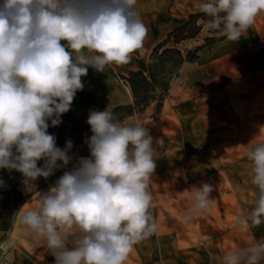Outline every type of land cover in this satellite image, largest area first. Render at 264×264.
I'll return each mask as SVG.
<instances>
[{
	"label": "clouds",
	"instance_id": "9594fccd",
	"mask_svg": "<svg viewBox=\"0 0 264 264\" xmlns=\"http://www.w3.org/2000/svg\"><path fill=\"white\" fill-rule=\"evenodd\" d=\"M136 4L0 0V169L19 172L29 191L38 178L67 169L39 191L38 207L18 212L20 227L46 242L54 264H126L134 245L158 230L149 190L156 149L147 123H123L110 105L90 110L87 157L71 154L70 139L58 147L48 131L71 110L89 68L127 64L143 47L148 30ZM199 11L205 31L238 41L264 13V0H201ZM244 156L255 199L250 212L235 217L241 232L264 223V141ZM213 190L204 182L192 187L186 219L215 206ZM220 264H264V242L229 250Z\"/></svg>",
	"mask_w": 264,
	"mask_h": 264
},
{
	"label": "rangeland",
	"instance_id": "374dc122",
	"mask_svg": "<svg viewBox=\"0 0 264 264\" xmlns=\"http://www.w3.org/2000/svg\"><path fill=\"white\" fill-rule=\"evenodd\" d=\"M200 2L201 0L196 7L194 6L195 8L193 7L194 11L190 14L200 12ZM188 15H183L181 23ZM176 21L178 22V18ZM175 27L168 28L159 42L164 40L166 34ZM208 35V31L202 28L195 40L180 45L181 50L193 49L202 44V39ZM226 43L229 47L240 50L247 57L246 65L240 63L241 59L231 60L232 82L239 75L246 77V80L261 73L264 75V13L256 17L253 25L240 40H228ZM111 71L118 82L119 95L127 100L125 104L120 105L130 104L131 99L127 96V93L130 96L129 88L121 79L126 73L118 68ZM245 85L243 92L235 91L230 93L232 96L210 92L209 99L201 100L198 107L209 113L208 120L212 126L209 130L203 128L201 123H194L189 119L178 125V100L190 104L186 108L191 106L193 100L188 99V95L183 93L187 90L188 84L181 83V79L178 80L176 75L170 81L169 90L164 98L167 107L162 104L157 111L154 102L143 113L121 121L129 123L139 118L141 122L147 123L145 127L152 136L153 147L156 149L154 152L156 169L151 176L149 190L153 197L150 213L158 225V230L134 245L126 264H220L224 253H207L203 245L208 248L207 242H210V237L213 236L222 243L223 250L228 246V242L225 239L222 241V238L226 227L235 223L233 215L237 216L240 213L239 185L247 187L248 196L255 198V186L251 183V162L245 158L244 152L247 148L264 141V129L243 125L242 127L235 123L233 113L245 123L246 116L240 114L242 110L248 106L258 107V105L264 108V94L258 99L259 101L257 100L256 105L252 101L256 95L254 87L256 88L258 83L251 79L247 80ZM100 105L106 107L101 103L96 104L92 98H74L71 110L63 115L76 117L88 115L90 110L102 111ZM114 115L116 118L119 117V114ZM73 155L89 156L87 144L84 143ZM212 156L215 158L214 161L209 160ZM218 156L224 157L225 160L216 161ZM70 167L71 164L68 168ZM65 170L67 169L57 170L47 179L38 178L35 181L36 190H27L22 182L20 190L28 197L23 209L38 207L39 191H47ZM224 170L229 172V176L228 173L226 176ZM201 182L213 186L214 190L210 197L216 199V204L205 214L193 215L191 219H186L187 211L191 206V189L193 186L199 187ZM247 200V202L243 200V204L249 207L251 199ZM178 246L184 251L193 250L197 253H178ZM0 247H3L2 250L0 248V253L9 249H15L20 253H25L22 250L27 253H50L46 242L37 241L20 227L18 213L12 233H0Z\"/></svg>",
	"mask_w": 264,
	"mask_h": 264
},
{
	"label": "crops",
	"instance_id": "0c3cea01",
	"mask_svg": "<svg viewBox=\"0 0 264 264\" xmlns=\"http://www.w3.org/2000/svg\"><path fill=\"white\" fill-rule=\"evenodd\" d=\"M198 2L199 0H137L136 10L148 30L143 47L132 54V58L127 64L107 66L104 72H97L95 69L89 68L87 76L82 77L84 88L82 91L77 92L75 98H92L93 102L96 104L101 103L106 106L125 104L127 100L119 95L118 82L111 70L118 68L124 71L126 75L131 71L144 70L148 61L147 57H149L152 48L159 43L162 35L166 33L171 26L175 27L179 25L183 15L192 13L194 11L193 7H196ZM176 18H178V22ZM227 41L228 39L226 38L218 43L203 48L198 53V59L195 62L184 63L176 74L178 80L181 79V83L183 82L185 85L188 84V86H186L187 90H184L183 93L188 95V99L193 100L191 106L187 108L186 106L190 104H187L186 101L180 102L178 100V125L179 123L183 124L189 119L191 122L201 123L203 128L208 130L211 129V122L208 120L209 113L198 107L201 100L210 98V92L228 95H231L230 93H234L235 91L243 92L245 90L243 87H246V81L252 79L258 83L257 87H254L256 95L252 98L255 105L257 100L264 94V75H262V73L247 80L246 77L239 75L238 78L232 82L230 78L231 60L241 59L240 63L246 65L247 57L242 54L240 50L229 47L226 43ZM127 96L132 101L131 95L129 96L127 93ZM162 104H164V107H167L166 100H164ZM240 114L246 116V121L245 123L242 122L233 113L236 119V125L239 124L254 129H260V126H264V124H262L264 123V108H262V106H248L242 110ZM238 128L241 129V127ZM214 159L215 158L212 156V159L209 160L214 161ZM223 160L225 159L221 156H218L216 159L218 162H222ZM224 173H228L229 176V172L226 170H224ZM212 174H214V172ZM241 186L242 185H239L238 196L240 201L239 214H246L254 207L255 198L249 197L246 190L247 187ZM242 188H244V190ZM247 199H251V207H247L243 204L244 201H248ZM24 207L25 205H23L19 211ZM233 217L236 216L233 215ZM12 229L9 231L10 233H12ZM210 238L211 241L207 242L209 244L208 248L203 245L204 251L207 253H225L237 247L246 246L248 243L264 242V223L250 226L243 232L235 228V223H233V225H228L225 229L224 237L222 238V241L225 239L228 242V246L225 250L222 249V243H220L219 240H215L213 236ZM0 248L2 250L3 247ZM22 251L25 253L17 252L15 249H9L4 253H0V264H54L55 258L50 253H27L24 250ZM178 253L197 252L193 250L184 251L178 246Z\"/></svg>",
	"mask_w": 264,
	"mask_h": 264
},
{
	"label": "trees",
	"instance_id": "16d2710c",
	"mask_svg": "<svg viewBox=\"0 0 264 264\" xmlns=\"http://www.w3.org/2000/svg\"><path fill=\"white\" fill-rule=\"evenodd\" d=\"M205 19L207 17L201 12L189 14L184 22L169 31L165 39L152 48L144 70L131 71L121 77L129 88L132 101L127 105L112 107L114 114H119L120 121L143 113L154 102L159 111L169 90L170 81L181 66L195 62L203 48L226 39L208 31L209 35L202 39V44L182 51L180 45L196 39ZM100 108L104 110L106 107L100 105ZM87 118L88 115L85 114L79 117L66 114L62 116V123L58 127H50L48 131L56 136L58 147L63 148L70 139L74 143L71 154H74L85 143L86 135H91ZM42 163L43 161L39 162ZM0 180L4 182L0 186V233L5 234L12 229L17 213L28 197L20 190L23 177L19 172L0 169Z\"/></svg>",
	"mask_w": 264,
	"mask_h": 264
}]
</instances>
